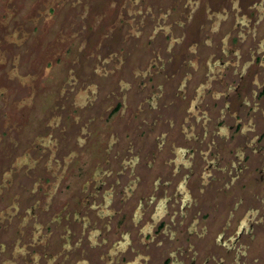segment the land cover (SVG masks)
Returning a JSON list of instances; mask_svg holds the SVG:
<instances>
[{
	"label": "flooded vegetation",
	"instance_id": "af4514ba",
	"mask_svg": "<svg viewBox=\"0 0 264 264\" xmlns=\"http://www.w3.org/2000/svg\"><path fill=\"white\" fill-rule=\"evenodd\" d=\"M177 1L96 0L84 14L73 11V28L80 26L73 38L80 39L81 25L102 5L99 39L111 52L100 60L112 69L93 80L88 75L84 82L74 76L73 92L82 101L73 109L71 137L56 141V135L66 134L59 122L38 124L37 135L56 141L50 150L61 142L69 145L60 144L64 153L54 161L65 167L66 156L72 155L73 176L82 182L73 181L69 195L59 198V177L39 176L40 186L32 191L39 195L22 199L26 187L14 183L24 165L11 163L7 183H0V204L8 201L0 208L14 210L12 218L0 219L5 229L0 264L263 260L264 249L251 254L258 236L264 238L262 189L250 198L260 201L258 206L242 201L229 207L222 197L256 160L251 153L264 150V106H252L249 98L264 97V0H179L181 15ZM132 6L138 7L132 11ZM187 37L196 59L179 54ZM203 54L208 56L201 59ZM117 71L113 86L110 77ZM15 99L13 107L21 110L23 98ZM26 122L8 123L14 138L29 130ZM231 131L239 136L232 139ZM39 149L43 154L36 159L47 154ZM36 159L32 167L44 168ZM30 163L25 161L23 172L32 177ZM259 177L264 185V174ZM220 189H226L224 195ZM6 192L10 195L4 198ZM214 197L225 204L208 202Z\"/></svg>",
	"mask_w": 264,
	"mask_h": 264
},
{
	"label": "rangeland",
	"instance_id": "374dc122",
	"mask_svg": "<svg viewBox=\"0 0 264 264\" xmlns=\"http://www.w3.org/2000/svg\"><path fill=\"white\" fill-rule=\"evenodd\" d=\"M95 1L0 0V23H3V26L0 25V183H7L6 178L10 175L8 168L11 163H14V165H19L20 163V165H24L22 170L20 168V174L14 183V185L17 184L13 185L14 187H18L19 181L24 183L26 189L23 191L24 195H22V199L27 198L29 195H39V193H32L36 187L40 186L39 176L57 175L59 177L55 182L60 186L59 190L62 192L57 196L59 198L66 197L69 191L71 192L69 189L71 184L75 182L79 186L82 182V179L77 178L78 182L76 183L73 176L72 155L71 157L69 154L66 156L65 160L68 163L65 167L56 166L54 160H58V156L64 153L65 149L61 150L63 149L61 145L64 146L65 143L61 142V145L56 144L51 150L49 145L52 146L56 143L57 138L63 137L64 141L67 136H72L70 134V125L73 124H71L72 121L70 119L73 117V109L82 101V98L77 95L79 92L76 90L73 92L74 76L78 75L83 80L82 82H84L90 79L93 80L92 76H103L108 70L112 69L109 67V64L104 65L102 60H100L101 57L103 59L108 55V52H111L108 51L107 46L103 45L102 40L99 39L103 36L100 34V31L98 32V29L103 25H100L98 22L102 23L101 19L105 13L103 12L102 5L99 11L95 12L94 18L87 21L86 24L81 25L80 29H84V34L80 39L78 37L76 39L73 38V35L76 34L73 31L80 27L73 28V11L84 14L93 4H96ZM108 2L104 4L105 8ZM180 2L178 0L174 4L175 9L179 11V15H181L180 12L182 10ZM136 7L132 6L130 9L134 11ZM59 12H61V16L57 18L55 14ZM114 18L116 19V17ZM6 20H8L7 23L4 22ZM24 20L25 26L23 27L22 23ZM193 34L196 35V31ZM118 40L119 36L114 42V47L116 45L119 46ZM190 40L191 37H187L185 46L179 51L180 56L183 58H193L190 55ZM207 56V54H203L201 59H205ZM97 68L100 69L99 73L95 70ZM88 75L91 76L90 79L87 78L89 77ZM118 75V71L113 76L109 75L111 76L110 80L112 79L113 81V86L117 85ZM260 78L262 80L263 76H260ZM39 95L43 97L41 96L39 105L35 107L33 102L36 103V97ZM89 95L92 96L91 94ZM16 96L19 99L23 98L25 102L21 103V110L15 108L18 102H16ZM249 98L252 101V106L256 103L261 104L262 107L264 106V97ZM100 99L104 100V97L101 96ZM13 101L15 102V107H13ZM183 104L184 102H182V106ZM103 106L105 107L106 103H103ZM186 106L188 104H185L184 107ZM25 120L27 121L25 125H27L29 130L21 134V142L20 137L19 140L13 137L11 130L8 128V123L16 122V124H22L21 122ZM223 121L226 120H221V123ZM246 121L248 122L247 119ZM46 122H59L60 126H64L63 129L66 130V134L56 135V141H52L53 138H50L48 135V128L45 131V135L48 136H38V124L43 125ZM219 130L223 132V126H220ZM255 132L257 133L259 130ZM56 133H59V131ZM233 133L232 139L239 136L240 132ZM245 135L254 136L251 132H246ZM231 146L233 147L234 144H231ZM39 147L42 148V151H47L46 156L42 159H36L37 155L43 154ZM10 154H13L11 161L7 157ZM51 154L52 156L55 155L54 159L50 157ZM226 154L227 152H225ZM27 155L34 156L44 168L37 167V169H34L35 167L33 168L32 166L38 163L34 162L35 159L31 161ZM251 156L253 157V161L256 160L252 163H247L249 168L244 169L239 174L235 184L230 186L229 191L224 195L223 192L226 189L219 190V193L224 195L222 199L227 201L228 204L222 203L218 197H214L212 201L209 200L208 202L212 204H225V206L230 205L229 207L242 201L254 202L255 206L259 205L260 201L256 202V200L250 198L255 195L254 192L259 191L257 190L259 187L262 189L261 193L264 194V185L258 180L260 179V173L264 174V171H261L264 168V150L258 149V152L255 154L251 153ZM3 157H6V159L2 160ZM62 158L63 156L60 157V160ZM25 161L31 162L28 172L32 173V177L30 173V176H25L23 172L26 168ZM82 162L83 160L80 163ZM63 163H65L64 160ZM77 167H79V164H77ZM249 178L253 181H247ZM52 179L54 178H49V180ZM222 182H224V178ZM215 190L217 191L218 188ZM208 191L214 192L212 188L208 189ZM7 194L9 197L10 192H6L4 198H6ZM7 203L6 199L2 200L0 207H4ZM13 214L14 210H3L0 208V219L3 217H9L10 219L13 217ZM4 230L3 226L0 225V232L2 233ZM257 249H264L263 237L258 236L251 247V254L253 256L259 253L256 252ZM256 264H264V257L260 263L256 262Z\"/></svg>",
	"mask_w": 264,
	"mask_h": 264
}]
</instances>
